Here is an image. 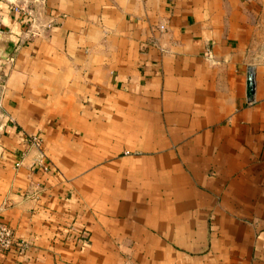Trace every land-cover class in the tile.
Here are the masks:
<instances>
[{
	"label": "crops",
	"instance_id": "obj_1",
	"mask_svg": "<svg viewBox=\"0 0 264 264\" xmlns=\"http://www.w3.org/2000/svg\"><path fill=\"white\" fill-rule=\"evenodd\" d=\"M248 24L244 0H0V220L27 241L0 264H264Z\"/></svg>",
	"mask_w": 264,
	"mask_h": 264
},
{
	"label": "rangeland",
	"instance_id": "obj_2",
	"mask_svg": "<svg viewBox=\"0 0 264 264\" xmlns=\"http://www.w3.org/2000/svg\"><path fill=\"white\" fill-rule=\"evenodd\" d=\"M247 23L251 28L249 48L255 64L264 61V0H244Z\"/></svg>",
	"mask_w": 264,
	"mask_h": 264
},
{
	"label": "built area",
	"instance_id": "obj_3",
	"mask_svg": "<svg viewBox=\"0 0 264 264\" xmlns=\"http://www.w3.org/2000/svg\"><path fill=\"white\" fill-rule=\"evenodd\" d=\"M12 58V57H11ZM11 59L5 60L4 64H7ZM6 85L3 72H0V89H3ZM30 142L38 147L41 146L43 139L38 134H33L30 136ZM38 165H41L44 169H47V164L44 162L43 153H41V158L38 161ZM81 241L83 244L89 242V238L85 235L81 236ZM27 241L24 238H19L17 232L8 223L0 220V251H10L14 249L15 246L25 248Z\"/></svg>",
	"mask_w": 264,
	"mask_h": 264
},
{
	"label": "water",
	"instance_id": "obj_4",
	"mask_svg": "<svg viewBox=\"0 0 264 264\" xmlns=\"http://www.w3.org/2000/svg\"><path fill=\"white\" fill-rule=\"evenodd\" d=\"M255 93V78L254 73L252 70L248 73V80H247V94L248 97L253 99V95Z\"/></svg>",
	"mask_w": 264,
	"mask_h": 264
}]
</instances>
